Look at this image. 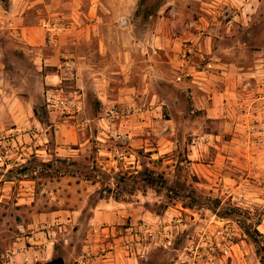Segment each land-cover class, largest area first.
Wrapping results in <instances>:
<instances>
[{
	"label": "rangeland",
	"instance_id": "1",
	"mask_svg": "<svg viewBox=\"0 0 264 264\" xmlns=\"http://www.w3.org/2000/svg\"><path fill=\"white\" fill-rule=\"evenodd\" d=\"M140 2L8 0L5 6L0 0V60L19 72L15 82L33 98L41 123L0 133L1 264L16 254L20 238L33 233L48 240L52 257L39 261L49 248L39 253L42 245L29 243L27 259L78 264L95 234L101 202L108 204L102 214L118 217L103 224L114 228L117 243L143 222L169 235V243L147 252H127L120 243L114 257H134L138 264H260L246 230L264 235V104L245 91L244 84L256 79L244 73L255 71L264 56V0H163L157 11V0ZM94 16L101 18L96 29ZM23 26L32 27V41L15 33ZM155 33L170 45L147 79L137 69L128 80L113 58L101 57L102 40L143 57ZM197 34L216 50L232 47L228 56L242 76L237 93L229 95L233 104L216 115L197 105L186 87L192 78L173 63L171 39L179 38L184 49ZM25 46H65L71 54L64 61L85 50L102 73L95 77L86 69L79 82L74 64L68 79L46 86L43 75L50 70L31 68L17 55ZM50 93L69 109L49 111ZM59 145L65 155H57Z\"/></svg>",
	"mask_w": 264,
	"mask_h": 264
},
{
	"label": "crops",
	"instance_id": "2",
	"mask_svg": "<svg viewBox=\"0 0 264 264\" xmlns=\"http://www.w3.org/2000/svg\"><path fill=\"white\" fill-rule=\"evenodd\" d=\"M93 29L98 27L99 22L101 21L100 17H93ZM54 31V29H52ZM32 27H19L15 29V33L19 36L21 40L23 39H32ZM72 34H74V31ZM54 35V34H53ZM92 33H88L86 39H88ZM94 35H99L96 31L93 32ZM128 35V34H127ZM131 35V34H130ZM55 36V35H54ZM92 36V37H93ZM101 39V38H100ZM171 39V38H170ZM192 57L186 58V53L183 48H181V42L179 38L171 39L172 45L170 49L174 52V61L173 63L177 68H181L184 71L187 70V73L184 74L188 77H191L189 83L186 84L190 90L196 95V103L201 108H207L210 114H217L220 109L223 111L231 106L232 100L229 98V95L236 94V90L239 88L237 86L239 79H241V73L235 74L237 69V62L228 56L231 53L232 47H224L220 45L219 49H214L211 47L210 38H202L201 34L193 35L191 37ZM32 41V40H31ZM79 43V42H78ZM165 37L161 33H155L152 44L143 45L144 56L135 55L133 49L127 48L126 46H116L114 47L113 42L105 44L101 41L100 53L102 59L106 61L107 58H113L118 66H121L122 70L125 72L126 79H132L134 72L137 69H141V79H147L149 74V68L157 66L159 67V56L160 51L166 49V46L170 44H165ZM106 45V46H105ZM150 45V46H149ZM149 47H152L154 50L148 54ZM22 50L17 51L19 58H25L24 60L29 62L31 68L32 65H38L41 69H48L44 76V81L46 86L56 87L62 81L68 79L71 72L69 68L75 67L78 68V78L79 82L85 80L86 69H93L95 71L94 76L98 77V74H101L102 69H98L97 61L93 60L90 57V53L85 50L82 52H77L74 61H64L63 57H70L71 51L66 49L65 46L60 47H47V49H35L30 47H21ZM114 51L117 52L114 54ZM222 51L227 55H222ZM23 56V57H22ZM140 56V57H139ZM155 56L157 58L155 59ZM150 61H154L155 64H151ZM257 69L252 73H244L248 75L246 77H253L256 79V83L247 82L244 84L245 91L252 93L255 96L254 103L264 104V56L260 57L258 60ZM73 65V66H72ZM115 66V65H114ZM145 66V67H144ZM181 66V67H180ZM239 69V68H238ZM237 69V70H238ZM244 71V70H243ZM92 72V70H90ZM24 73V72H20ZM27 75H32L31 72H26ZM15 74L18 76L19 72L12 73L7 68V64L4 61L0 60V133L7 132L12 130L13 127L23 128L24 130L31 127L33 124H41L40 121L35 116V102L32 97H24L21 94V86L17 85L15 80ZM25 74V73H24ZM243 74V75H244ZM20 77V75L18 76ZM181 80V77H179ZM252 78V79H253ZM248 79V78H246ZM30 96V94H29ZM221 106V107H220ZM229 111V110H227ZM59 130L62 129L60 125L58 126ZM60 133V132H58ZM27 139V137H26ZM62 145V144H61ZM56 151H59L57 155H65L66 151L62 146L56 147ZM74 187V186H73ZM106 203L101 202L98 205V208L95 210V217L93 219V225H101L104 222H114L118 221V217L113 213H103L102 208H104ZM110 207H116L114 203H110ZM67 213L70 211H66ZM74 212V211H73ZM64 213V210L56 211L51 210V215H59ZM92 235L90 234V237ZM98 239V237H96ZM29 243L32 244H41L37 252L41 253L42 249L45 247L49 248V253L46 256H41L39 261H50L51 255V246L48 245V240L42 235V233H33V237H23L15 244L16 254L11 257V260H8L5 264H35L28 258L26 254L30 253L33 247H29ZM87 245L83 247L85 251ZM97 248V246H93ZM77 261V260H76ZM134 257H125L120 258L118 255L115 257L112 256L109 259H99L92 262H83L80 258L78 264H138Z\"/></svg>",
	"mask_w": 264,
	"mask_h": 264
},
{
	"label": "built area",
	"instance_id": "3",
	"mask_svg": "<svg viewBox=\"0 0 264 264\" xmlns=\"http://www.w3.org/2000/svg\"><path fill=\"white\" fill-rule=\"evenodd\" d=\"M185 53H192L190 46H184ZM68 103L64 101L60 96L50 93L47 98V108L49 111H53L55 108L69 109ZM130 236H121L116 239L114 228H109L103 224L98 225L95 230V234L89 239L87 248L82 255L83 262H92L97 260H105L111 258L113 249L118 247V244L122 243L127 252H147L152 249L160 248L169 243V235H163L162 231L158 227L149 222H143L138 230L134 232L132 229L129 232ZM98 237V239H96ZM114 239V240H112ZM97 248H93V246ZM109 245V246H108ZM109 247V249L107 248ZM1 264V263H0Z\"/></svg>",
	"mask_w": 264,
	"mask_h": 264
},
{
	"label": "trees",
	"instance_id": "4",
	"mask_svg": "<svg viewBox=\"0 0 264 264\" xmlns=\"http://www.w3.org/2000/svg\"><path fill=\"white\" fill-rule=\"evenodd\" d=\"M3 3L5 2V6L8 3V0H1ZM145 0H141L140 6L142 2ZM163 5V0H157V2L153 3V8L155 11H157L161 6ZM140 9V8H139ZM258 225L260 224L259 222L257 223ZM247 234L255 240V243L257 244V255L260 260V264H264V235L259 232L257 229H253L251 231L250 229H247Z\"/></svg>",
	"mask_w": 264,
	"mask_h": 264
}]
</instances>
